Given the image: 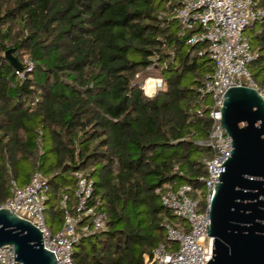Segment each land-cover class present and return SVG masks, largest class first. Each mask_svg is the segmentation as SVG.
Returning <instances> with one entry per match:
<instances>
[{"label":"trees","instance_id":"obj_1","mask_svg":"<svg viewBox=\"0 0 264 264\" xmlns=\"http://www.w3.org/2000/svg\"><path fill=\"white\" fill-rule=\"evenodd\" d=\"M175 1L0 0V206L11 180L21 187L41 172L54 233L62 194L73 204V173L83 172L107 222L74 246L73 264H143V254L166 242L163 222H180L156 190L202 188V158L211 151L196 143L210 123L196 113L195 89L213 64L186 44L192 32L160 18ZM258 26L250 65L264 90V21ZM8 49L33 64L21 81L3 57ZM147 78L162 79L165 89L146 97L139 86Z\"/></svg>","mask_w":264,"mask_h":264},{"label":"built area","instance_id":"obj_2","mask_svg":"<svg viewBox=\"0 0 264 264\" xmlns=\"http://www.w3.org/2000/svg\"><path fill=\"white\" fill-rule=\"evenodd\" d=\"M262 3L263 0H176L160 14V18L175 21L182 35L192 32L186 44L196 47L194 55L207 56L213 64L212 73L195 89L199 103L196 113L202 115L205 111L210 123L207 139L196 144L209 148L211 156L202 158L206 171V176L198 179L202 188L167 184L156 190L162 206L182 224L163 222L166 242L159 243L150 254H143V264H207L212 258V239L207 236L209 202L219 182L220 166L232 150L231 138L220 127L223 95L228 88L245 86L264 97V90L248 69L258 54L252 51L246 36L248 30L264 21ZM24 57L19 61L22 69L15 70L20 81L33 69L32 62ZM148 79L139 86L144 95ZM152 79L155 80L154 96L163 91L164 83L160 78ZM208 99L211 107L205 106ZM34 105L35 102L30 103L31 107ZM73 176L76 179L73 204H69L67 194H62L59 207L63 223L54 233L44 219L48 181L41 172L35 171L28 184L21 187L11 180V197L0 206L43 232L42 246L54 254L57 264H73L74 246L82 238L106 228L107 214L101 198L94 193L93 182L81 171L74 172ZM0 264H14L12 246L0 248Z\"/></svg>","mask_w":264,"mask_h":264},{"label":"water","instance_id":"obj_3","mask_svg":"<svg viewBox=\"0 0 264 264\" xmlns=\"http://www.w3.org/2000/svg\"><path fill=\"white\" fill-rule=\"evenodd\" d=\"M3 57L22 66L8 49ZM221 125L232 150L209 202L212 258L207 264H264V97L245 86L223 95ZM42 231L0 209V248L12 246L14 264H57L42 246Z\"/></svg>","mask_w":264,"mask_h":264},{"label":"rangeland","instance_id":"obj_4","mask_svg":"<svg viewBox=\"0 0 264 264\" xmlns=\"http://www.w3.org/2000/svg\"><path fill=\"white\" fill-rule=\"evenodd\" d=\"M260 30H261V28L257 25V26H255V28H254L253 31L248 30V31L246 32V36L249 38V42H250L254 47L257 46V45H256L257 43H255V39H254V37L260 32ZM185 50L187 51L188 49L186 48ZM255 50H257V49H255ZM261 54H262L263 59H262V61H261L260 64H261V65H264V51H263ZM24 59H26V57H24ZM248 69H249V71L251 72V74H255V73L257 72L255 64L248 66ZM252 76H253V75H252ZM188 78L191 79V75H188ZM258 80L261 81L260 78H258ZM164 89H165V86H164ZM164 89H163V90H164ZM152 93H153V92H151V93H147V95H152V96H153ZM205 106H206V107H211L210 99H208V100L206 101V105H205ZM69 179H70V178H69ZM57 231H58V230H57Z\"/></svg>","mask_w":264,"mask_h":264},{"label":"bare ground","instance_id":"obj_5","mask_svg":"<svg viewBox=\"0 0 264 264\" xmlns=\"http://www.w3.org/2000/svg\"><path fill=\"white\" fill-rule=\"evenodd\" d=\"M154 82H155V80L152 79V78H150V79H148L146 81V84H145V94L148 97H151L152 95H147V93L153 92L152 94H154V88H153Z\"/></svg>","mask_w":264,"mask_h":264},{"label":"crops","instance_id":"obj_6","mask_svg":"<svg viewBox=\"0 0 264 264\" xmlns=\"http://www.w3.org/2000/svg\"><path fill=\"white\" fill-rule=\"evenodd\" d=\"M178 222V221H177ZM175 224H181V222H179V223H175Z\"/></svg>","mask_w":264,"mask_h":264}]
</instances>
